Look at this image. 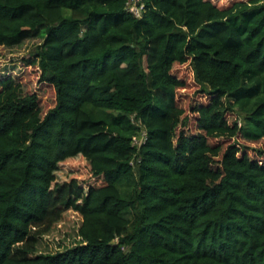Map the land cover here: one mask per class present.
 I'll return each mask as SVG.
<instances>
[{"label":"trees","instance_id":"16d2710c","mask_svg":"<svg viewBox=\"0 0 264 264\" xmlns=\"http://www.w3.org/2000/svg\"><path fill=\"white\" fill-rule=\"evenodd\" d=\"M0 0V46L40 38L56 91L0 92V264H264V0ZM209 98L198 131L173 70ZM84 159L100 186L62 181ZM76 245L38 253L67 211Z\"/></svg>","mask_w":264,"mask_h":264},{"label":"rangeland","instance_id":"374dc122","mask_svg":"<svg viewBox=\"0 0 264 264\" xmlns=\"http://www.w3.org/2000/svg\"><path fill=\"white\" fill-rule=\"evenodd\" d=\"M233 1L235 0H214L221 7L231 4ZM41 43L42 39L35 38L26 41L19 47L0 46V92L3 90L2 84L10 82L16 87L18 96L36 93L40 96V102L46 113L54 106L56 91L50 83L43 79L40 68L29 62L33 60L31 56ZM173 73L185 83L184 88L178 91V103L186 109L188 131L195 133L198 131V113L195 112L194 108L199 104H207L209 98L204 92H201V86L195 80L190 60L183 65H176ZM210 142L222 145L223 149L235 142L248 145L252 156L259 155V150L264 151V143L249 144L238 137L234 140L210 139ZM262 156L264 157V155ZM59 175L62 181L77 179L84 187L103 184L102 179L92 176L89 165L84 159L69 161L62 165ZM82 221L83 216L80 212L67 211L62 221L40 241L38 253H55L76 245L79 239L78 230Z\"/></svg>","mask_w":264,"mask_h":264},{"label":"built area","instance_id":"2783aa9c","mask_svg":"<svg viewBox=\"0 0 264 264\" xmlns=\"http://www.w3.org/2000/svg\"><path fill=\"white\" fill-rule=\"evenodd\" d=\"M126 10L129 14L141 19L146 11V5L142 0H128Z\"/></svg>","mask_w":264,"mask_h":264}]
</instances>
